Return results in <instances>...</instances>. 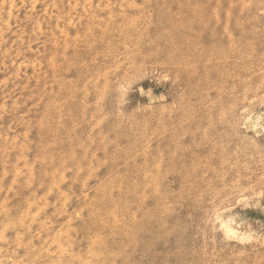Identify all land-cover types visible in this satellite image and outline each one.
Instances as JSON below:
<instances>
[{"label":"rangeland","instance_id":"1","mask_svg":"<svg viewBox=\"0 0 264 264\" xmlns=\"http://www.w3.org/2000/svg\"><path fill=\"white\" fill-rule=\"evenodd\" d=\"M0 264H264V0H0Z\"/></svg>","mask_w":264,"mask_h":264},{"label":"bare ground","instance_id":"2","mask_svg":"<svg viewBox=\"0 0 264 264\" xmlns=\"http://www.w3.org/2000/svg\"><path fill=\"white\" fill-rule=\"evenodd\" d=\"M119 21V20H118ZM136 22H137V20H136ZM117 23V22H116ZM190 53V52H189ZM250 59V58H249ZM189 60V59H188ZM190 64V63H189ZM213 72H215V71H213ZM217 74V73H216ZM231 75V74H230ZM223 78V77H222ZM226 81V80H225ZM221 82V81H220ZM228 83V82H227ZM218 87V86H217ZM212 97V96H211ZM208 100V99H207ZM185 108V107H184ZM242 153H244V152H242ZM237 157V156H236ZM241 158V157H240ZM227 160V159H226ZM203 169V168H202ZM197 170V169H196ZM239 170V169H238ZM226 180V179H225ZM91 223V222H90Z\"/></svg>","mask_w":264,"mask_h":264}]
</instances>
